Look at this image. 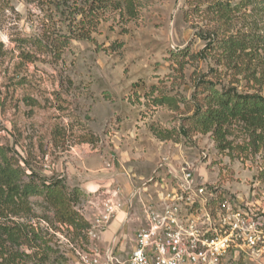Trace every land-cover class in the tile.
<instances>
[{
  "label": "rangeland",
  "instance_id": "obj_1",
  "mask_svg": "<svg viewBox=\"0 0 264 264\" xmlns=\"http://www.w3.org/2000/svg\"><path fill=\"white\" fill-rule=\"evenodd\" d=\"M133 1V16L123 6L106 11L89 40L71 38L54 59L40 52L34 39L67 33L78 19L75 9L84 0L64 4L61 0H0L4 51L0 56V145L10 149L25 168L26 159L40 175H59L69 187H78L82 195L75 207L81 212L87 199L103 197L116 186L121 189V202L133 197L131 202L136 204L135 191L152 193L154 183L168 185L188 170L197 183L250 207L264 220V187L257 180L259 155L248 145L246 127L232 123L226 129L227 141L237 147L230 154L219 147L211 132L160 140L151 126L178 130L190 112L182 103L178 110L155 104L152 97L157 92L147 93L155 85L169 95L190 99L195 80L200 78L218 89L232 87L264 96L262 4L218 0L234 5L224 20L210 9L217 0ZM226 37L250 40L253 46L246 44L228 56L215 46ZM23 38L31 42L22 43ZM135 87L141 96L132 95ZM53 124L66 129L63 146L52 144ZM91 136L96 139L92 143L82 141ZM107 161L110 168L105 167ZM29 203L28 216H9L0 223L32 226L67 264H77L78 252H88L91 244H97L87 233L76 236L54 223L41 197L31 196ZM128 218L119 241L129 249L135 224ZM1 241L7 250L15 251L4 238ZM36 244L22 245L18 253L33 252L35 247H29ZM243 260L264 264L262 257ZM31 261L6 256L0 264Z\"/></svg>",
  "mask_w": 264,
  "mask_h": 264
},
{
  "label": "trees",
  "instance_id": "obj_2",
  "mask_svg": "<svg viewBox=\"0 0 264 264\" xmlns=\"http://www.w3.org/2000/svg\"><path fill=\"white\" fill-rule=\"evenodd\" d=\"M61 1L63 4L67 2V0ZM255 1L260 2L262 4L261 8L264 10V0ZM122 6L133 16V0H84V4L75 9L74 14L78 16V19L72 23L67 33L62 35L52 34L50 36L43 34L41 38L34 39L33 44L40 52L47 53L52 58L57 59L71 38L89 40L90 33L95 30L99 20L104 18L106 11L118 10ZM233 8L234 5L218 0L210 7L224 20L233 13ZM256 39L263 38L258 36ZM20 40L22 43L31 42L29 38ZM246 44L253 46L250 40L226 37L217 40L215 46L217 49L222 50L224 54L232 56L236 54L237 50L246 48ZM2 48L3 44L0 42V56L4 53ZM21 53L28 56V52ZM139 90L140 88L135 87L132 95L135 97L141 96ZM154 92H157L156 96L152 97L155 104H166L178 110L179 104L182 103L184 110L190 112L182 119V124L178 130H163L154 125L151 126L152 133L160 140L177 138L180 134L189 136L194 132H211L219 147L222 150H230L227 151L230 154L237 147L227 141L225 137L226 129L232 123L243 124L250 135L248 145L254 150L253 153L259 155L257 180L264 187L263 95L257 92H238L232 87L218 89L213 83L200 78L195 80L190 99L169 95L162 88L152 85L147 93L152 96ZM65 134L66 129L64 126L53 124L50 129L52 144L56 147L63 146L65 144ZM94 140L96 139L92 136L91 139L90 137L82 139L83 142L91 143ZM23 163L26 168L21 165L19 158L11 153L10 149L0 145V219H6L9 216H28L31 212L29 197L39 196L52 211L54 223L66 226L76 236L85 234L88 224L75 207L82 195L79 188L76 186L69 187L62 176L46 177L40 175L32 169L26 159L23 160ZM208 188L211 189V186H208ZM213 192L216 197H221L220 192L217 190L214 189ZM1 238H4V242H8L9 246H15L16 249L15 251L7 250L1 241L0 259L6 256L9 259L24 256L32 260L31 264H67L66 259L62 255H58L57 250L50 245L49 241L44 239L32 226L26 224L8 226L0 223ZM29 242H37L34 246H28L29 250L35 247L34 251L29 253L21 251L18 253V249L22 245L29 244ZM233 264L245 263L243 258L239 257L234 260Z\"/></svg>",
  "mask_w": 264,
  "mask_h": 264
},
{
  "label": "built area",
  "instance_id": "obj_3",
  "mask_svg": "<svg viewBox=\"0 0 264 264\" xmlns=\"http://www.w3.org/2000/svg\"><path fill=\"white\" fill-rule=\"evenodd\" d=\"M105 167H111L108 161ZM106 192L87 199L79 211L88 224V238L97 244L78 252L77 264H233L239 257L264 258L263 218L250 207L216 197L208 185L197 183L192 171L182 170L168 185L154 183L152 193L135 191L136 204L133 197L121 202L119 186ZM123 208L125 220L129 217L136 225L131 246L120 249L124 242L114 239L101 246Z\"/></svg>",
  "mask_w": 264,
  "mask_h": 264
},
{
  "label": "crops",
  "instance_id": "obj_4",
  "mask_svg": "<svg viewBox=\"0 0 264 264\" xmlns=\"http://www.w3.org/2000/svg\"><path fill=\"white\" fill-rule=\"evenodd\" d=\"M125 217H126V210L125 208H123L120 211H118L116 217L112 220L107 230L103 234L102 239L100 241L101 246H105L109 244L110 241H112L113 239H114V242H117L119 240L121 229L124 226V224H126V222H124ZM122 247H123V243L120 244L119 248L122 249Z\"/></svg>",
  "mask_w": 264,
  "mask_h": 264
}]
</instances>
